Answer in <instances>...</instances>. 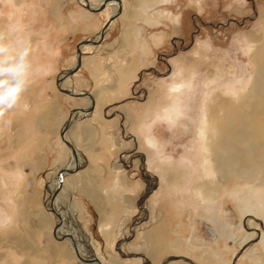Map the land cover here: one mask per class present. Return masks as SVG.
I'll return each instance as SVG.
<instances>
[{
    "label": "rangeland",
    "instance_id": "obj_1",
    "mask_svg": "<svg viewBox=\"0 0 264 264\" xmlns=\"http://www.w3.org/2000/svg\"><path fill=\"white\" fill-rule=\"evenodd\" d=\"M64 2L0 0V41L17 47H22L26 41L31 46L28 57L30 83L19 104L0 116V264H73L61 255H56L52 262L46 258L49 230L38 228L37 214L45 211L57 223L44 204L52 190V184L46 182L45 165L47 161H54L55 167L48 176L54 175L72 159L69 147L60 141V122H64L69 114L61 118L59 104L54 99L63 93L57 89L56 74L73 64L79 37L74 35L77 23L61 22ZM87 14L91 15L90 12ZM263 17L264 0H175V5L171 1L166 7L150 9L147 70L142 76L133 72L135 79L130 89V102L118 109H125L128 118L121 119L117 114L113 118L112 109L104 110L103 115L98 103L100 109L94 120L101 125L109 123L108 139L116 145L117 165L95 170L91 158L87 167L81 169L84 171L74 173L63 187L69 185L73 191H80L99 208L100 226L104 225L101 229L107 241L113 224V218L106 215L107 204L121 212L127 198L128 205L132 203L131 210L127 216L118 214L116 219L118 245L125 251L128 245H132V250L147 256L146 263L151 248L148 242L142 244L140 236L143 232L156 230L163 243L161 240L157 243L158 258L149 264H165L169 258L177 256H184L197 264H264V248L259 244L263 236L245 240L247 234L256 228L248 223L251 219L259 221V228L264 232L261 214L264 210L258 203L262 201L264 204V186L255 188L253 183L233 178L226 188L216 184L218 194L206 200L197 186L200 180L210 185L215 178L207 174L203 158L206 152L200 147L203 144L199 138V128L204 125L201 107L206 99L207 85L215 89L212 97L221 93L227 99L233 95L222 92V89L229 84L248 87L255 71L251 59L253 50H250L254 45H250L248 39L250 35H261ZM85 26L89 27L82 24V28ZM179 69L186 74L193 73V78L188 80L180 97L181 113L175 118L169 116L165 108L167 105L172 107L176 100L168 93V87L177 79L174 72ZM75 79L69 80L74 81L72 86ZM143 97L144 103L138 102ZM107 110L108 116L105 114ZM262 120L264 122V116ZM88 122L85 121L84 125L88 126ZM90 126V132L75 128L74 135H71V141L74 139L85 151L87 148L81 145L83 138L90 140L96 136L92 123ZM51 132L54 133L51 135ZM147 136L156 141V148L148 146ZM138 154L145 158L146 171L153 179V185L144 176ZM131 161L133 164L129 165ZM79 175H85L84 183L77 180ZM106 175L116 176L117 183L94 184L97 177L104 179ZM108 188L117 196L112 204L109 199L106 204ZM147 193L150 194L144 199ZM59 197L53 208H58L63 216L64 231L68 234L72 231L73 236L76 232L81 248L88 250L82 243L86 237L81 226H87L92 239L96 238L98 216L92 213L91 201L84 197L74 199L77 214L70 217L64 210L68 203L62 208L63 193ZM141 204L145 211L140 208ZM141 218L144 221L134 229L132 240L124 242L122 239L131 236L132 225ZM36 232L41 236L35 235ZM96 239L101 243L99 236ZM20 242L22 247L17 244ZM96 249L105 258L108 256L107 251L105 253L100 247ZM115 251L117 258L125 261L116 248ZM97 257L102 264H108V260L103 262V257ZM109 259L117 264L113 254H109ZM169 263L191 264L182 259H173ZM74 264L83 262L75 259Z\"/></svg>",
    "mask_w": 264,
    "mask_h": 264
},
{
    "label": "crops",
    "instance_id": "obj_2",
    "mask_svg": "<svg viewBox=\"0 0 264 264\" xmlns=\"http://www.w3.org/2000/svg\"><path fill=\"white\" fill-rule=\"evenodd\" d=\"M103 1L105 0H89L91 6L93 7H100L103 4ZM117 1L118 0H113L112 2H110L109 4L111 5L108 4L107 7L103 9V11L101 10L99 12H93L85 6L83 0H65V2L62 4L63 15L61 22L64 24H74V23L78 24V28L74 32L75 36L79 35L76 44V49L78 43L84 39L92 38L97 40L99 38L98 37L99 32L102 30L105 23L108 21L109 17L112 14H114L117 10L115 9L116 6H114L115 3H118ZM119 1L121 2L122 5L121 13L119 16L116 17L112 25L109 27L104 39L100 43L92 44V46H90L88 49L87 48L83 49L84 53H83L82 64L77 74L73 76V78L76 77L75 85L73 86L80 93H91L95 98V103L97 104L100 103V108L102 109L101 112L103 113V115H104V110L112 109L113 110L112 113L116 111H120L122 114L121 115L117 114V115L121 116V119L125 118L126 120L128 117L126 115L125 109L124 110H118V109L120 108V106L122 107H124L125 105L127 106L128 103L130 102L131 96L129 95H131L132 92V90L130 89L131 86L134 85L133 83L135 79L133 76V72L136 71L138 76V73L140 74L142 71L147 70L145 64L148 63L149 54H150L149 53L150 9L166 7L167 5H171V1H173V5H175V0H169L168 2H166L165 0H119ZM87 12H90L91 15H88ZM89 18H92V20H90ZM82 24L88 25L89 27L86 28L85 26L82 28ZM75 63H76V59L74 58L73 64L69 66L70 68L63 67L61 72L65 68L67 69L73 68ZM61 72L59 71L56 74V79L59 77ZM136 81L137 80H135V82ZM54 99H56L59 104L58 109L59 112L61 110L60 112L61 118L69 114L67 119L69 118L72 110L77 108L87 109L88 105L89 107L91 105L90 101L87 99L79 98V97L77 98L71 95H65V93L56 95ZM144 99L145 98L143 97L142 100H138V102L144 103ZM86 105L87 107H85ZM100 108L98 107V111ZM125 108L127 109V107ZM106 112L108 116L109 110H107ZM97 114L98 112L95 114V116ZM95 116L91 118L86 117V120H82L79 123L77 121L76 124H74L72 127L73 131L75 128L76 129L81 128L84 130V132H90L91 131L90 124L92 123L93 129H95L93 135L96 136L94 138H91L90 140L83 138L82 140L81 143L82 148L86 147L87 149L86 151L85 149L84 150L82 149L83 151L82 150L80 151L82 152L81 154L84 157V165L82 166L81 169H85L87 167V165L91 161V158L93 159L94 162L93 168L95 170L97 168H102V167H109V166L116 167L117 151H116V145L110 143L108 139V128L110 127L109 123H107L106 125H101L99 122L94 121ZM113 118L108 120H113ZM67 119H65L64 122L63 120L60 122L62 123L60 128V135L62 128L65 122L67 121ZM87 120L89 121L88 126H85L84 122ZM47 132L49 133V131ZM53 133L54 132H51V135ZM55 134H58V132H55ZM72 140L77 145L75 140L74 139ZM60 141L63 142L62 138L60 139ZM54 167H55L54 161L52 163L47 161L45 165L46 168L45 170L47 172V179H46L47 185L48 183L52 184L54 180H56L57 178V174L55 175L52 174L48 176V173L51 170H53ZM81 169H77L69 174L74 175V173L84 171ZM73 175L71 177H74ZM77 180H80L84 183L86 181L85 175H79ZM110 183L113 184L117 183V177L106 175L104 179L103 177H97L96 180L94 181V184H99V185L110 184ZM99 190L102 192V187H100ZM107 191L108 192L105 193L106 204H107V199H109L108 202L112 204L113 199L117 200L116 193L115 194L113 193L112 195L110 193L109 188L107 189ZM63 196H64V203L62 202V208H65L66 207L65 204L68 203L67 205L68 208H65L64 210L66 211L65 213L70 215V217L73 214H77L74 208V202H73L74 199L79 200L80 197H84L88 201H91L90 198H88L80 191L77 190L73 191L72 187L69 185L65 187ZM90 205L93 207L92 213L98 216V224H96L95 226L96 238L99 236L101 238V243L96 238L92 239L91 234H89V232L87 231L88 230L87 226L86 227L81 226L82 233L86 237L85 239H82L81 237V239L83 245L84 246L87 245L88 247L86 254L89 256V259L93 260L94 257L101 256L103 257V262L104 260H108L107 262L108 264H113V262L109 259V254H113L114 258L117 260L116 261L117 264H147L145 262V258L147 256L144 255L145 256L144 258L142 257L143 255L142 252H136L134 251L135 249L132 250L133 249L132 245H128L125 248L127 251H125L121 247L120 250L123 252L118 251L121 255V258H123L125 261H120L117 258L116 251L114 253V250L115 248L117 249L119 243L118 242L119 240H117L118 230H119L116 224L117 216L118 214L127 216L129 210H131L132 208V203L128 205V201L126 198L125 206L122 207L124 208V210L121 209L122 210L121 212L118 211L119 209L117 207H113V206L110 207L107 204L106 215H109L111 219L113 218L112 219L113 224L110 227V236H109L110 239H108L109 248H108L107 237L103 234V231L101 229L102 227H104V225L100 226L101 212L99 208L92 201L90 202ZM44 212L45 211L42 212L39 211L37 214H39L38 216L45 215L46 217H48L49 216L48 213L46 212L44 213ZM86 215L87 216L90 215L89 211L87 210H86ZM38 222H39L38 225L39 229L45 228L49 230V232L47 231L48 233L46 235L47 236L46 249H47V253L49 254L46 256V258L52 262L53 261L52 242L50 238L48 239L50 235L49 234L50 229L48 227H45L40 220H38ZM105 225H109V224H105ZM35 235L41 236V233L36 232ZM138 237L139 236H137V239ZM140 238L143 241V242L141 241L142 244L144 245L145 244L144 232L140 236ZM115 240H117V243H115ZM125 242H130V241H125ZM160 242L163 243L162 240ZM97 247H100V249L105 253L107 251L108 256L106 258L102 256V254H100V251L96 249ZM95 250H97V254ZM126 255H130V256L127 257ZM80 259L81 258H77V262H79ZM66 260L73 261L75 259L73 260L66 259ZM136 260L137 263L134 262ZM154 261L152 260L151 262L153 263ZM72 263L74 264V261Z\"/></svg>",
    "mask_w": 264,
    "mask_h": 264
},
{
    "label": "bare ground",
    "instance_id": "obj_3",
    "mask_svg": "<svg viewBox=\"0 0 264 264\" xmlns=\"http://www.w3.org/2000/svg\"><path fill=\"white\" fill-rule=\"evenodd\" d=\"M83 3L85 4L84 0H83ZM114 6H116L115 9L117 10L111 16L115 15L119 10V3H115ZM93 8L97 9L98 7H93ZM263 21H264V17H263ZM262 30L263 32L261 33V35H258V36L250 35L248 39L250 42V45H254L253 47L252 46L250 47V50H253L251 59L255 66V71L249 83L250 85L248 84V87L246 86L244 88L242 84L239 85L237 83L229 84V86L224 87L222 89V92H225V93L229 92L231 95H233V97H231L230 99H227V98H224L221 95V93L215 94L212 97L211 95L214 94L213 92L215 89L211 88L209 85L206 84L207 87L209 88H207L208 91L205 93L206 99L203 101L202 107H201V111H202L201 119H203L202 123H204V125L200 126L199 128V138L201 140V143L203 144L200 147H202L203 150L206 152V155L203 158H204V163L206 166L207 174L210 177L215 176L216 179L213 177L214 182L210 181L209 183L210 185H208L207 182H204L203 180H200V184L197 185L200 188L202 198L205 200L206 198H209V197L211 198V197H214V195L218 194L219 190L216 184H218V186L221 184L222 186L226 188L227 186H229L230 179H233V178L243 180L246 183H253L252 187H255V188L264 186V122L262 120V117L264 116V29ZM101 31L98 36L99 38L101 35ZM107 31L105 32V35ZM98 39L95 40L91 38V39H86V40L98 41ZM90 46H92V44L83 45L82 46L83 53H84L83 49L89 48ZM77 60L78 59H77V54H76V63L74 67L71 69H66L64 70V72L61 73V77H58V79H61V82L57 83V87L59 88L61 92H63L61 89L72 91L74 95L67 94V93L66 94L78 98L80 97L78 95L82 93H80L75 87H73L71 85V81L69 80H71L73 76L77 74L79 70L75 74H73L71 78L70 77L64 78L66 77L69 71H71L72 69L76 67ZM82 60H83V55H82ZM145 71L146 70L142 71L140 75L142 76ZM174 73L178 77L173 82V84L168 87V93L171 94V97H174L172 98L173 100L175 99L176 100L174 101L172 107H168L167 105V108H165V110L169 112V116L171 114L172 116L176 118L178 117V113H181L180 112L181 111V108H180L181 98L180 97L182 96L184 92L185 86L188 84V80L189 81L192 80L193 73L186 74L184 73L183 69L176 70ZM89 94L92 95L91 93ZM92 97L94 98L93 95ZM86 98L87 100L90 101V104H91L92 100L88 97H85V99ZM94 101H95V98H94ZM150 104L152 103H149V105ZM85 107H87V105ZM98 107L99 105L95 103L94 111L91 114L85 115V113H80V116L83 117V119L77 120L78 123L81 122L82 120H86V117L91 118L95 116V114L98 112ZM116 114L121 115L122 113L120 111H116L112 114V117H114ZM73 125L71 126V128L66 134L67 139L70 141H71V135H74L73 129H72ZM130 138H132L133 140L135 139L133 135H130ZM146 142L148 146L150 147L156 148L157 146L156 141L151 136L146 137ZM77 145L75 144L78 150L79 159H80L79 169H81L82 168L81 164L82 163L84 164V157L81 154L82 152H80L82 149H80L78 143ZM69 151L71 152L70 148H69ZM133 151L134 150H132L131 152ZM69 155L71 158L72 152L69 153ZM138 157L141 159V162H142V170H143L144 176H146L149 179L148 181L151 182V184L153 185L152 183L153 179L151 178L150 175L147 174V171H146V164H145L144 156L141 154H138ZM132 164L133 162L131 161L129 165H132ZM75 169H76L75 166H73L72 170L75 171ZM58 172L59 171L54 173V175L57 174ZM72 175L73 174L71 175L67 174L65 176L63 187ZM56 182H57V178L52 183V189H54L53 187L55 186ZM63 189L64 188H62L59 191L58 195L55 197V201L61 198L59 196H62V193H63L62 191H64ZM149 194L150 193H147L144 196V199H146L149 196ZM240 196H242V194H239V197ZM46 197L48 201L49 194ZM47 201L44 202L45 205L47 204ZM258 203L263 207V210H264L263 202L258 201ZM54 206L57 207V205H54ZM76 206H77V203H74V208H76ZM140 208L144 211L146 210V208L143 207L142 204L140 205ZM54 209H58V208H54ZM59 213L61 215V212ZM261 214L264 217V211H261ZM61 217L63 220L62 215ZM143 219L144 218H141L140 222L134 223L133 227L131 228L133 232L137 226H140V223L142 224V222L144 221ZM39 220L43 223L45 227H48L51 230L49 234L52 235V238L50 237V235L49 237L51 238V242H52L53 258L56 255L57 256L61 255V257L63 256L66 259L73 260V259H77L78 255L77 253H74V252H77V250H79L80 252L86 253L87 249L85 247H83V249L81 248V243L79 240L77 241V246L75 248L70 245L71 239L73 237L72 232L68 234L66 231H64L63 226L54 222V220L50 216L46 217L45 215H40ZM248 223L250 225L256 226V228L254 231H251L247 234L245 240L254 239L256 236H258L259 238H262L263 236V238L260 239L259 244L264 248V235H263L264 232L261 230V228H259L260 222L255 221L254 219H251L248 221ZM262 226L264 227L263 223H262ZM54 229H55V232H54ZM144 238H145V243L148 242L151 248L149 252L150 259L156 260L158 258L157 252H158V247H159L157 243L161 240L158 238L157 231L149 230L147 232H144ZM213 239L215 238L213 237ZM216 239H217V234H216ZM17 244H21V242ZM20 246L22 247V244ZM117 250L120 252H123L120 250V245L117 247ZM126 256L128 257L130 255H126ZM150 259H148L149 261L147 262V264L151 263ZM184 261H187V260H184ZM91 264H96V263H91Z\"/></svg>",
    "mask_w": 264,
    "mask_h": 264
},
{
    "label": "water",
    "instance_id": "obj_4",
    "mask_svg": "<svg viewBox=\"0 0 264 264\" xmlns=\"http://www.w3.org/2000/svg\"><path fill=\"white\" fill-rule=\"evenodd\" d=\"M84 1H85V6L89 10H91L93 12H99V11L103 10L104 8H106L107 5L110 2H112L113 0H105L103 2V4L100 7H98L97 9L93 8L91 6L89 0H84ZM117 2L119 3V10H118V12L115 15L111 16L109 18V20L105 23V25H104V27H103V29L101 31V35H100V38L98 39V41H92V40L84 39V40H82V41H80L78 43V45H77V59L78 60H77L76 67L74 69H72L71 71H69L67 73L66 77H64V78H68V77L71 78L73 76V74H75L80 69L81 64H82V55H83L82 46L83 45L97 44V43H100L104 39L105 32L108 30V28L110 27L112 22L115 20V18L117 16H119L120 13H121V10H122L121 2L119 0ZM60 82H61V79H57V83H60ZM61 90L64 93L74 95V93L72 91H70V90H64V89H61ZM78 96L84 97V98L88 97V98H90L92 100V102H91L90 107H88L87 109L77 108V109L72 110L71 113H70L69 118L67 119V121L65 122V124H64V126L62 128L61 138H62L63 142H65L66 145L70 148V150L72 152V159L66 166L62 167L59 170V172L57 173V182H56L55 186L53 187L54 189H52V190L50 189L49 200L47 201V204L45 206L46 209L48 211H50L55 216V219L57 220V223L59 225L63 226V227H64V224H63L62 217H61L59 211L57 209L53 208V204H54V201H55V197L58 195L59 191L63 188V182H64L65 176L67 174H69V173L74 172V170H72L73 166H75V168H76L75 170L79 169V161H80L79 153H78V150H77L75 144L67 139L66 134L69 131V129L71 128V126L77 120L83 119V117H81L79 115V113H85V115L91 114L94 111V108H95V101H94V98L92 97V95H90L89 93H82V94H80ZM132 227H133V225H132ZM133 236H134V232L131 230V236L128 237V238H124L122 240L123 241H131ZM77 241H78V237H77L76 232H75L74 236L71 239L70 245L75 248L77 246ZM239 254L240 253H238V255ZM77 255H78L79 258H81L83 264H91V263L102 264L97 257H94V259L91 260V259H89V256L86 253L80 252L79 250H77ZM142 257L145 258L144 255H142ZM173 259H183V260H187L191 264H197L194 261L189 260L188 258H186L184 256H177V257H174ZM173 259L169 258L167 261L169 262L170 260H173ZM167 261L165 262V264L168 263Z\"/></svg>",
    "mask_w": 264,
    "mask_h": 264
},
{
    "label": "clouds",
    "instance_id": "obj_5",
    "mask_svg": "<svg viewBox=\"0 0 264 264\" xmlns=\"http://www.w3.org/2000/svg\"><path fill=\"white\" fill-rule=\"evenodd\" d=\"M30 50L26 41L22 47L0 41V116L19 104L30 83Z\"/></svg>",
    "mask_w": 264,
    "mask_h": 264
}]
</instances>
